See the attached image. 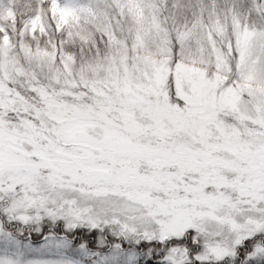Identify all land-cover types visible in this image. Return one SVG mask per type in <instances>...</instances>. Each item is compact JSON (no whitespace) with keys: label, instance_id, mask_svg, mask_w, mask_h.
<instances>
[{"label":"snow or ice","instance_id":"snow-or-ice-1","mask_svg":"<svg viewBox=\"0 0 264 264\" xmlns=\"http://www.w3.org/2000/svg\"><path fill=\"white\" fill-rule=\"evenodd\" d=\"M0 264H264V0H0Z\"/></svg>","mask_w":264,"mask_h":264}]
</instances>
